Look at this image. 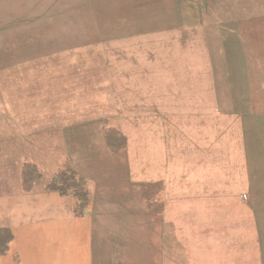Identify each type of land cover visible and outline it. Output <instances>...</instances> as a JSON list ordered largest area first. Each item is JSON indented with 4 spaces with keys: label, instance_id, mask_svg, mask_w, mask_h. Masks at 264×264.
I'll return each instance as SVG.
<instances>
[{
    "label": "rangeland",
    "instance_id": "obj_1",
    "mask_svg": "<svg viewBox=\"0 0 264 264\" xmlns=\"http://www.w3.org/2000/svg\"><path fill=\"white\" fill-rule=\"evenodd\" d=\"M0 264H264V0H0Z\"/></svg>",
    "mask_w": 264,
    "mask_h": 264
},
{
    "label": "crops",
    "instance_id": "obj_2",
    "mask_svg": "<svg viewBox=\"0 0 264 264\" xmlns=\"http://www.w3.org/2000/svg\"><path fill=\"white\" fill-rule=\"evenodd\" d=\"M199 93L198 92H195V93H193V94H191L190 95V98H191V100H193L194 99V104H196V107H197V105L199 104V99H200V97L201 98H214V96L213 95H202V96H199L198 95ZM211 94H214V93H211ZM198 148H199V144H198V142L196 143V149H197V151H198ZM196 151V152H197ZM209 152V149H206V148H204L203 147V153L204 154H202L201 156L204 158V156L206 155V153H208ZM159 154H161V149H160V153ZM198 155H199V153H198ZM207 160V159H206ZM162 162V160H161V155H160V163ZM154 176H156V180H154V182L155 181H157L158 180V182H160V184H162L163 185V183L162 182H164V184H165V186L166 187H164V189H166V192H179V193H181V191H180V189L178 188V187H175V185L173 184V183H169L168 181H167V178L163 175V173H162V170L160 169V171H159V173H158V175H154ZM162 188L163 187H161V191L160 192H162L163 190H162ZM203 189V188H202ZM194 208H198V205L197 204H195L194 205ZM64 223H66V226L69 228V226H70V220L69 219H66V221H65V219H64ZM53 224H54V220H49V221H47V225L48 226H53Z\"/></svg>",
    "mask_w": 264,
    "mask_h": 264
}]
</instances>
